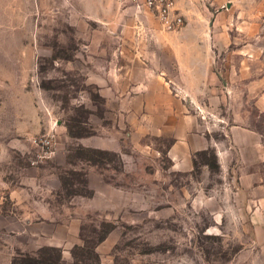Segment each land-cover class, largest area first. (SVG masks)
<instances>
[{
	"label": "rangeland",
	"instance_id": "1",
	"mask_svg": "<svg viewBox=\"0 0 264 264\" xmlns=\"http://www.w3.org/2000/svg\"><path fill=\"white\" fill-rule=\"evenodd\" d=\"M178 1L0 0V264H264V0Z\"/></svg>",
	"mask_w": 264,
	"mask_h": 264
},
{
	"label": "crops",
	"instance_id": "2",
	"mask_svg": "<svg viewBox=\"0 0 264 264\" xmlns=\"http://www.w3.org/2000/svg\"><path fill=\"white\" fill-rule=\"evenodd\" d=\"M176 7L181 11V2L178 0ZM227 137L229 146L224 150L218 148L217 155L225 158L230 147L235 149L242 191L249 196L257 194L251 206H264V135L244 123L232 122L228 125Z\"/></svg>",
	"mask_w": 264,
	"mask_h": 264
},
{
	"label": "built area",
	"instance_id": "3",
	"mask_svg": "<svg viewBox=\"0 0 264 264\" xmlns=\"http://www.w3.org/2000/svg\"><path fill=\"white\" fill-rule=\"evenodd\" d=\"M136 5L144 6L154 15L164 30H176L184 23V16L176 7V0H132ZM49 145L50 141H43Z\"/></svg>",
	"mask_w": 264,
	"mask_h": 264
},
{
	"label": "trees",
	"instance_id": "4",
	"mask_svg": "<svg viewBox=\"0 0 264 264\" xmlns=\"http://www.w3.org/2000/svg\"><path fill=\"white\" fill-rule=\"evenodd\" d=\"M50 249H54V250H57L55 247L53 248V247H50ZM40 252H42V249L39 251V254H40ZM25 255H23V254H21V253H19V254H17V255H15V257L13 258V260H12V264H22L23 263V261H24V257ZM58 258H60V255L58 254ZM53 264V263H52Z\"/></svg>",
	"mask_w": 264,
	"mask_h": 264
}]
</instances>
